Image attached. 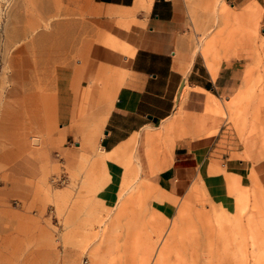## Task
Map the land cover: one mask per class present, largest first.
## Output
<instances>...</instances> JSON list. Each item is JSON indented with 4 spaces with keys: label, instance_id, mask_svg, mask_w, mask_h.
I'll list each match as a JSON object with an SVG mask.
<instances>
[{
    "label": "rangeland",
    "instance_id": "1",
    "mask_svg": "<svg viewBox=\"0 0 264 264\" xmlns=\"http://www.w3.org/2000/svg\"><path fill=\"white\" fill-rule=\"evenodd\" d=\"M183 1L199 59L212 77L224 66L237 83L217 99L222 109L210 110L222 118L204 160L213 188L222 184L218 199L201 187L175 196L148 183L159 134L146 135L150 179L134 145L100 150L101 111L126 70L88 22L89 0H0V264H264L262 9ZM90 60L97 98L63 127L56 67L82 71Z\"/></svg>",
    "mask_w": 264,
    "mask_h": 264
},
{
    "label": "crops",
    "instance_id": "2",
    "mask_svg": "<svg viewBox=\"0 0 264 264\" xmlns=\"http://www.w3.org/2000/svg\"><path fill=\"white\" fill-rule=\"evenodd\" d=\"M230 2L234 8L254 5L262 9L260 35L264 39V0ZM87 8L88 22L100 31L106 48L124 57L126 70L123 82L107 100L108 107L101 111L100 150L117 153L134 145L142 178L150 179L144 150L154 143L163 151L152 166L157 172L154 180L148 183L175 196L201 187L208 199H218L222 184L217 182L220 185L213 188L216 179L207 174L204 165L222 123V118L211 111L222 109L217 99L235 89L237 83L224 66L212 77L199 59V39L186 3L89 0ZM98 68L91 60L82 71L56 67L57 114L63 127L70 125L76 107L94 104ZM147 133L159 135L148 143ZM228 222L242 234L240 214L232 213Z\"/></svg>",
    "mask_w": 264,
    "mask_h": 264
},
{
    "label": "built area",
    "instance_id": "3",
    "mask_svg": "<svg viewBox=\"0 0 264 264\" xmlns=\"http://www.w3.org/2000/svg\"><path fill=\"white\" fill-rule=\"evenodd\" d=\"M55 179V180H54ZM53 181L52 182H55V183H63L64 182V178H61V177H54L53 179H52ZM87 261L86 260H84L83 261V264H85Z\"/></svg>",
    "mask_w": 264,
    "mask_h": 264
}]
</instances>
